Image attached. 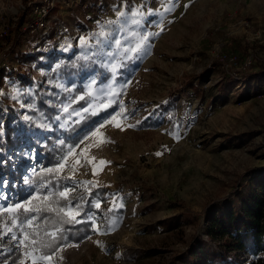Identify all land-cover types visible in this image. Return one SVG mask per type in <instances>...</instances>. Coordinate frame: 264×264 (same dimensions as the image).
Here are the masks:
<instances>
[{
    "label": "rangeland",
    "instance_id": "1",
    "mask_svg": "<svg viewBox=\"0 0 264 264\" xmlns=\"http://www.w3.org/2000/svg\"><path fill=\"white\" fill-rule=\"evenodd\" d=\"M54 1L47 28L31 32L18 27L19 17L47 0H0V99L17 108L11 127L21 139L0 155L13 167L26 162L28 186L20 196L16 184L12 191L0 180V264H197L194 249L220 247L205 233L208 216L238 209L264 174V87L243 82L227 96L217 90L225 75L264 63V0H99L95 10L80 0ZM19 53L56 56L48 59L51 69L31 67L34 84L23 88L6 76L26 69ZM61 56L80 70L60 77ZM197 77L201 94L191 86ZM80 86L84 92L73 98ZM36 94L54 105L53 118L37 111ZM86 95L88 105L77 107ZM171 102L174 121L160 108ZM107 111L78 143L66 145L53 168L66 197L87 195L83 204L92 190H109L93 199V233L45 256L33 239L37 212L26 217L21 209L14 223L3 209L32 195L47 196L33 202L43 205L52 188L43 182L30 190L29 183L35 171L48 169L37 148L53 131ZM62 143L60 135L56 144ZM104 210L112 213L108 224ZM66 211L82 221L78 205Z\"/></svg>",
    "mask_w": 264,
    "mask_h": 264
},
{
    "label": "trees",
    "instance_id": "2",
    "mask_svg": "<svg viewBox=\"0 0 264 264\" xmlns=\"http://www.w3.org/2000/svg\"><path fill=\"white\" fill-rule=\"evenodd\" d=\"M30 0H24L27 5ZM81 4L95 10L99 6V0H80ZM34 20L33 10L28 9L22 16L19 17L17 22L18 27L21 29L24 25H28ZM56 56L50 54H27L19 53L18 57L25 66L22 72L20 70H11L7 73V77L11 82H17L20 87L26 88L34 84V78L31 73V67L38 66L40 68L51 69V64L48 59ZM45 57L46 60H42ZM63 58V64L59 69L60 77H70L78 70L73 61L66 56ZM80 66V65H79ZM252 65L248 71L239 70L236 75H225L217 86L218 92L227 96L232 93L237 86L243 82H256L264 87V63L258 65L257 70L252 69ZM55 73H53V76ZM240 77V78H239ZM106 80L109 78L107 74ZM201 83L200 77L195 79L191 84L193 93L201 94L202 89L199 88ZM3 87V80H0V89ZM53 92H57V88H53ZM84 92L82 86L74 90L73 98ZM186 92V91H184ZM187 93V92H186ZM62 94L60 98H64ZM59 98V100H60ZM89 96H85L82 100L77 102V107L85 108L88 105ZM36 105L38 112H44L50 118L57 113L54 105L49 106L41 95L36 94ZM161 111H171V118L175 119V102H171L166 106H161ZM17 108L12 104L7 103L4 99H0V121L5 119L4 127L6 133L4 137L0 136V149L15 150L21 144L19 137H13L14 129L11 127L17 115ZM100 113L98 115H88L80 122L74 124L67 131H53V133L46 138L44 147H38V153L43 160V167L54 168L57 165L58 157L63 153L67 144L78 143L87 133L91 132L98 124V121L106 114ZM6 114V115H5ZM176 120H180L176 118ZM181 121V120H180ZM173 125V123H172ZM62 136L63 143L57 145L56 142L59 136ZM26 167V162H20L13 167L12 163L5 157L3 153L0 155V180L5 179L9 181V189L14 190L20 196L25 194L28 186L22 182V173ZM257 183L252 193L240 202L238 209L225 208L224 212L220 213L214 210L206 221L205 233L206 235L219 242V250L213 253H205L203 247H197L190 254L197 264H264V174L257 176ZM47 183L52 188L53 193L50 198L40 207L47 206L50 211H42L37 213L38 226H36V233L33 234L35 244L40 248V251L45 256L54 254L59 248L69 243L79 244L87 237L92 235L91 222L88 221V215L94 211L95 207L92 202L95 198L104 199L107 191L106 188H97L92 190L90 197L87 198L86 204L83 201L86 199V194L81 191L78 194L70 193L66 198L62 197L60 193L64 189L65 181L59 178L55 172L48 173L45 171H35L29 177V183L34 187L39 186L41 183ZM215 202H210L207 207L213 205ZM71 205H78L81 210L82 221L74 223H65L69 217L64 216V212ZM175 205L180 208H185L182 201L175 202ZM217 207V204L215 205ZM206 207V208H207ZM60 208L59 216L56 209ZM105 213L106 224L110 221L112 213L109 211H102ZM186 212L191 213L186 209ZM205 212V211H203ZM63 216V220L60 219ZM55 230V235H50L48 232Z\"/></svg>",
    "mask_w": 264,
    "mask_h": 264
},
{
    "label": "snow or ice",
    "instance_id": "3",
    "mask_svg": "<svg viewBox=\"0 0 264 264\" xmlns=\"http://www.w3.org/2000/svg\"><path fill=\"white\" fill-rule=\"evenodd\" d=\"M119 44V41H117V45ZM137 49H139V45L137 46ZM114 118V117H113ZM75 147V145L73 146ZM69 151H71V149H69ZM63 159V158H62ZM61 162L60 161H57V164H60ZM59 169H53V168H49L47 169V172L48 173H53L55 171H58ZM68 191L67 188H65V191L60 193V195L62 197H65V193ZM48 195H51V193H49ZM38 199H43V200H46L47 199V196H44V197H41L39 195H32L30 197V199L27 200L26 203L24 202H21V203H18L16 204L15 206L13 207H7L5 209H3V211H6V212H9V213H12L13 214V222L16 223V214L19 212V210H23L25 216L27 217V214L29 213H32V212H42V211H50L51 209L47 206H43V207H38V206H35L34 205V201L38 200ZM57 211V215L59 216V213L60 211H62V209L60 208H57L56 209ZM64 216H67V217H70L68 220L64 221L65 223H74V218L73 217V214L70 212V211H65L64 212ZM60 219L63 220V216H60ZM25 224L27 225H31L32 224V219L31 218H26V220L24 221ZM21 244H24V240H21L20 241ZM32 264H37V261L35 259H33V262Z\"/></svg>",
    "mask_w": 264,
    "mask_h": 264
},
{
    "label": "built area",
    "instance_id": "4",
    "mask_svg": "<svg viewBox=\"0 0 264 264\" xmlns=\"http://www.w3.org/2000/svg\"><path fill=\"white\" fill-rule=\"evenodd\" d=\"M62 1H65V0H62ZM68 1H71V0H68ZM72 1H76V0H72ZM52 2H53V0H49V1L47 0V3L44 2L43 4H40L38 2L34 3L33 16H34L35 25H34V23H32V24L30 23L26 26L27 28H29V27L35 28V29H31V32H34L38 28H40V29L41 28H47V23L49 22L48 14H49L50 10L55 6L56 1H54V3H52ZM51 3H52V5H51ZM35 26H37V27H35ZM248 64H251V61H249Z\"/></svg>",
    "mask_w": 264,
    "mask_h": 264
}]
</instances>
